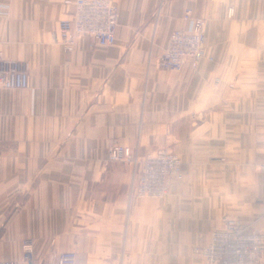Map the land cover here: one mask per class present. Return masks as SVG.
I'll use <instances>...</instances> for the list:
<instances>
[{
	"label": "crops",
	"instance_id": "0c3cea01",
	"mask_svg": "<svg viewBox=\"0 0 264 264\" xmlns=\"http://www.w3.org/2000/svg\"><path fill=\"white\" fill-rule=\"evenodd\" d=\"M66 0H0L5 60L28 85L2 91L0 263L202 264L194 251L225 216L264 230V0H115L116 42L60 38ZM234 9V15L229 10ZM186 9L206 22L214 61L156 62ZM120 144L179 153L163 198L132 195ZM264 264V257H263Z\"/></svg>",
	"mask_w": 264,
	"mask_h": 264
},
{
	"label": "built area",
	"instance_id": "2783aa9c",
	"mask_svg": "<svg viewBox=\"0 0 264 264\" xmlns=\"http://www.w3.org/2000/svg\"><path fill=\"white\" fill-rule=\"evenodd\" d=\"M72 6V17L60 22V38L67 51H73L80 38L86 37L101 46L116 42L120 10L115 0H66ZM234 15V9L229 10ZM183 20L187 26L175 29L164 52L156 64L160 69L180 71L190 63L197 67L203 61H214V54L205 46L206 22L186 9ZM28 85L26 68L16 60H5L3 42L0 41V113L3 106L2 91ZM110 154L114 159L131 161L136 178L132 182V195L137 198H163L168 194L170 179L181 181L184 176L182 158L171 150L159 149L149 152L135 161L128 147L112 145ZM264 173V162L260 165ZM26 264H38L34 256V241L23 244ZM203 256L204 264H263L264 231L250 228L244 221L224 218V228L212 233L208 244L196 247ZM77 254H59L58 264H76ZM0 264H15L14 260Z\"/></svg>",
	"mask_w": 264,
	"mask_h": 264
},
{
	"label": "rangeland",
	"instance_id": "374dc122",
	"mask_svg": "<svg viewBox=\"0 0 264 264\" xmlns=\"http://www.w3.org/2000/svg\"><path fill=\"white\" fill-rule=\"evenodd\" d=\"M201 18V17H200ZM203 19V18H202ZM206 34V33H205ZM206 41V40H205ZM206 43V42H205ZM205 46H206V44H205ZM207 47V46H206ZM208 48V47H207ZM209 49V48H208ZM210 50V49H209ZM211 51V50H210ZM212 52V51H211ZM215 57V56H214ZM116 145H119V146H122V147H128V146H123V145H120V144H116ZM112 147V146H111ZM110 147V148H111ZM129 149H130V152H131V155H132V157H133V159H134V161H135V156H138L139 157V159L140 158H142L145 154H147V153H149V152H154V151H157V150H159V149H166V150H171V149H168V148H157V149H155V150H153V151H148V152H146V153H144V154H139V153H134L133 152V149H131L130 147H128ZM172 152H174V153H176V154H178L179 156H180V154L179 153H177V152H175L174 150H171ZM111 155V154H110ZM112 157V156H111ZM181 157V156H180ZM113 158V157H112ZM182 158V157H181ZM114 159V158H113ZM117 160V159H116ZM120 161H125V162H128V163H131L133 166H134V164L131 162V161H127V160H125V159H123V160H120ZM183 161V160H182ZM183 165H184V163H183ZM261 165V164H260ZM260 168V167H259ZM135 178H136V175L134 176V179H133V181L135 180ZM172 179H170V181H171ZM177 180V179H176ZM179 181V180H178ZM131 187H132V185H131ZM169 189H170V184H169ZM168 194H169V190H168ZM167 194V195H168ZM166 195V196H167ZM165 196V197H166ZM165 197H163V198H165ZM163 198H158V199H163ZM142 199V198H141ZM225 217H228V218H233V217H229V216H225ZM224 217V218H225ZM224 218H223V226L220 228V229H217V230H221L222 228H224ZM236 219H239V218H236ZM260 231H262L261 229H259ZM216 231V230H215ZM264 231V230H263ZM206 244H208V242L207 243H204V244H199V245H197V246H195L194 247V251L196 252V247H200V246H203V245H206ZM197 253H199V252H197ZM200 254V253H199ZM201 255V254H200ZM201 257H202V264H204V260H203V256L201 255Z\"/></svg>",
	"mask_w": 264,
	"mask_h": 264
},
{
	"label": "bare ground",
	"instance_id": "6f19581e",
	"mask_svg": "<svg viewBox=\"0 0 264 264\" xmlns=\"http://www.w3.org/2000/svg\"><path fill=\"white\" fill-rule=\"evenodd\" d=\"M135 168V167H134ZM148 198V197H147ZM247 225V224H246ZM248 227H250L249 225H247ZM255 230H258V229H255ZM258 231H260V230H258ZM211 239V238H210Z\"/></svg>",
	"mask_w": 264,
	"mask_h": 264
}]
</instances>
